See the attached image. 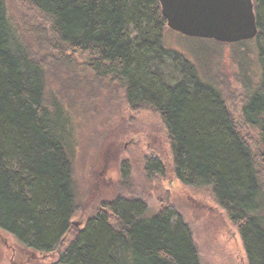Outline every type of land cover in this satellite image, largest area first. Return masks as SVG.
Here are the masks:
<instances>
[{
  "label": "trees",
  "instance_id": "16d2710c",
  "mask_svg": "<svg viewBox=\"0 0 264 264\" xmlns=\"http://www.w3.org/2000/svg\"><path fill=\"white\" fill-rule=\"evenodd\" d=\"M16 1L22 12L13 19L0 0V230L48 255L71 229L77 199L70 114L49 90L63 61L121 87L130 108L159 116L176 179L208 188L237 227L247 263L264 264V0H252L257 35L242 54L252 52L257 75L241 80L239 121L221 82L164 47L158 0ZM144 172L160 175L162 165L148 159ZM147 212L139 199L102 204L50 264H200L173 208Z\"/></svg>",
  "mask_w": 264,
  "mask_h": 264
},
{
  "label": "rangeland",
  "instance_id": "374dc122",
  "mask_svg": "<svg viewBox=\"0 0 264 264\" xmlns=\"http://www.w3.org/2000/svg\"><path fill=\"white\" fill-rule=\"evenodd\" d=\"M5 1L10 17L18 19L20 4ZM162 41L166 49L195 63L206 78L213 77L223 84L227 106L239 121L246 90L241 80L245 75L251 79L257 75L252 52L242 54L249 42L224 44L189 38L167 27ZM244 61H249L250 66L238 65ZM98 81L68 69L63 61L50 76L49 90L70 114L73 138L77 209L69 233L56 252L42 255L24 249L0 230V264H50L83 228L86 219L116 197L142 200L148 208L147 217L164 207L173 208L191 231L200 264H248L237 227L216 205L209 189L185 186L176 179L159 116L147 108H130L121 87L108 80ZM242 134L254 143L253 132L242 126ZM148 159L162 165L160 175L146 176L144 164ZM123 164L128 184L123 182Z\"/></svg>",
  "mask_w": 264,
  "mask_h": 264
},
{
  "label": "water",
  "instance_id": "95a60500",
  "mask_svg": "<svg viewBox=\"0 0 264 264\" xmlns=\"http://www.w3.org/2000/svg\"><path fill=\"white\" fill-rule=\"evenodd\" d=\"M166 27L189 38L235 44L257 35L252 0H158Z\"/></svg>",
  "mask_w": 264,
  "mask_h": 264
},
{
  "label": "bare ground",
  "instance_id": "6f19581e",
  "mask_svg": "<svg viewBox=\"0 0 264 264\" xmlns=\"http://www.w3.org/2000/svg\"><path fill=\"white\" fill-rule=\"evenodd\" d=\"M241 43V42H240ZM83 224V223H82Z\"/></svg>",
  "mask_w": 264,
  "mask_h": 264
}]
</instances>
